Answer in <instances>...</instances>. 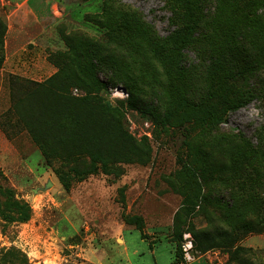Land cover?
I'll list each match as a JSON object with an SVG mask.
<instances>
[{
    "label": "rangeland",
    "instance_id": "1",
    "mask_svg": "<svg viewBox=\"0 0 264 264\" xmlns=\"http://www.w3.org/2000/svg\"><path fill=\"white\" fill-rule=\"evenodd\" d=\"M254 1L260 2L254 11L264 25V0ZM23 2L0 0V19L7 25L3 49L0 44V200L11 193V200L27 202L32 212L26 222H8L0 214V264H174L177 242L170 240L179 232L191 233L195 260L182 258L178 264H264V73L259 86L257 79L250 82L258 88L253 94L243 78L208 100L223 112L225 101L248 98L227 110L216 129L198 107L187 117L177 103L163 124L144 109L163 111L149 82V71L156 68L147 71L139 51L118 49L108 41L107 29L88 19L99 17L104 4L116 18L138 13L167 36L175 27L169 0ZM89 50L95 74L73 61L74 51ZM186 52L197 61L194 51ZM104 57L113 61L104 65ZM120 68L135 82V91L114 83L122 77L114 72ZM57 73L70 78L58 93L91 96L119 109L125 131L136 141L137 148L124 154L115 147L108 151L109 174L100 167L77 180L70 168L87 167L89 154H44L35 135L43 137L38 129L44 125L33 112ZM91 77L100 83L95 89L81 84ZM134 215L142 218L146 238L126 222Z\"/></svg>",
    "mask_w": 264,
    "mask_h": 264
},
{
    "label": "trees",
    "instance_id": "2",
    "mask_svg": "<svg viewBox=\"0 0 264 264\" xmlns=\"http://www.w3.org/2000/svg\"><path fill=\"white\" fill-rule=\"evenodd\" d=\"M212 3L213 6L210 7ZM258 4L260 2L254 0L250 3H243L242 0H169L175 27L167 36L159 35L138 13H123L120 18H116L115 15L118 14L113 7L108 10L104 4L97 11L99 17H91L88 21L94 22L100 28L105 27L108 41L114 42L118 49L130 48L132 51H139L141 59L147 60V71L156 68L149 71L153 76L149 78V82L152 95L157 96L163 111L159 106L151 108L148 105L144 107L146 113L158 114L165 124L173 114L175 103L187 110V117L192 111L199 112L194 109L198 107L208 118L209 124L216 129L227 110L243 106L248 98L225 101L227 105L223 112L216 102L211 103L208 100L222 96L223 91H231L230 87L235 81L243 78L249 85L248 93L258 91L257 87H250V82L254 79H257L255 82L259 86V77L264 73V25L262 16L254 11ZM248 5L252 12H249ZM0 31V44L3 49V35L7 31V25L2 19ZM190 50L195 52L197 61L192 62L189 59L186 51ZM73 53L74 62L78 60L87 71L95 74L97 68L92 63L95 56L93 51ZM103 60L101 63L104 65L113 61L108 57ZM3 61L4 54L1 53L0 65ZM114 72L122 75L114 83L123 82L128 91H135V82L128 72L122 68L115 69ZM158 72L162 73V79H159ZM71 74L75 80L79 78L78 73ZM65 76L66 73L62 76L57 73L50 78L53 83L46 86L50 93L44 96L43 103L34 100L37 104L33 117L44 125L38 131L45 133L43 137L35 134L36 138L48 158L52 155L71 158L76 154H89L91 160L87 167L70 168L71 175L77 180L99 172L100 167L103 173L109 174L108 163L111 157L108 151L115 147L120 154H124L128 149L135 150L137 143L125 131L119 109L110 108L105 102L94 101L91 96L76 99L58 93L70 82V78H64ZM16 79L23 82L19 77ZM84 83H88L91 89L100 84L96 77L81 81V84ZM30 94L32 93H27L26 96L31 97ZM159 111L163 112L162 116ZM11 198L10 193L5 202L0 200V214L4 220L28 221L32 212L30 205ZM4 206L9 209L4 210ZM125 220L135 224L142 237L146 238L141 217L128 216ZM182 238V233L179 232L175 239L170 240L175 244L177 242L174 264H178L183 258ZM154 242L156 240L151 241V246Z\"/></svg>",
    "mask_w": 264,
    "mask_h": 264
},
{
    "label": "built area",
    "instance_id": "3",
    "mask_svg": "<svg viewBox=\"0 0 264 264\" xmlns=\"http://www.w3.org/2000/svg\"><path fill=\"white\" fill-rule=\"evenodd\" d=\"M183 260L186 263H191L195 260L194 251V239L190 232H185L183 234L181 242Z\"/></svg>",
    "mask_w": 264,
    "mask_h": 264
},
{
    "label": "crops",
    "instance_id": "4",
    "mask_svg": "<svg viewBox=\"0 0 264 264\" xmlns=\"http://www.w3.org/2000/svg\"><path fill=\"white\" fill-rule=\"evenodd\" d=\"M25 2H27V0H25ZM25 2H23V4H25ZM28 12V11H27ZM8 34V33H7ZM141 232V231H140ZM142 236V235H141ZM143 238V237H142ZM122 241H123V243L122 244H124V242H125V240H124V238H122Z\"/></svg>",
    "mask_w": 264,
    "mask_h": 264
}]
</instances>
